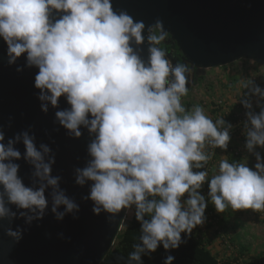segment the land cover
<instances>
[{"label":"clouds","instance_id":"obj_1","mask_svg":"<svg viewBox=\"0 0 264 264\" xmlns=\"http://www.w3.org/2000/svg\"><path fill=\"white\" fill-rule=\"evenodd\" d=\"M146 31L147 61L132 47L145 42ZM166 37L162 21L146 29L126 10H115L112 0H0L7 65L26 56L16 72L38 69L35 95L45 115L50 106L58 109L56 131L79 139L83 127L94 137L86 146V166L73 169L75 185H88L81 200L109 223L133 211L140 224L128 264L186 243L206 222L209 203L218 214L228 208L264 212V155L257 150L264 149V88L241 81L247 89L239 101L246 109L244 148L254 165L221 159L209 177L206 165L214 153L206 148L227 152L233 125L223 117L213 121L198 104L183 105L191 69L170 61L160 47ZM61 97L69 108L59 110ZM20 160L31 168L30 186L19 175ZM55 163L56 153L47 143L37 145L31 126L7 140L0 128V221L8 222L4 233L14 243L49 212L58 222L79 218L80 204L61 187L62 177L52 174ZM18 219L27 227L13 229ZM174 260L166 255L163 264Z\"/></svg>","mask_w":264,"mask_h":264},{"label":"water","instance_id":"obj_2","mask_svg":"<svg viewBox=\"0 0 264 264\" xmlns=\"http://www.w3.org/2000/svg\"><path fill=\"white\" fill-rule=\"evenodd\" d=\"M115 10H126L134 20L151 26L157 19L171 36L183 60L197 69H209L228 65L242 58H249L264 65V0H112ZM142 45L132 44L134 51L147 61L149 43L147 31ZM6 44L0 39V128L7 138L32 127L37 145L49 144L56 153L53 175L62 177L61 187L66 194L80 204L79 218L71 215L56 221L49 212L43 220L31 227L23 220H15L11 227H27L23 239L17 244L4 233L8 222L0 221V264H101L112 249L127 215L109 223L106 214L92 213L91 202H84L88 185H75L73 169L84 167L90 159L86 146L94 138L83 127L82 137L73 139L63 128L55 129L54 113L40 110V102L33 87L38 69L25 68L17 73L16 66L26 63V56L17 65L8 66ZM189 86V85H188ZM61 97L59 110L69 108ZM11 118V127H8ZM52 141H55L53 143ZM6 142V141H5ZM16 147L23 153L22 144ZM19 175L26 185H31V168L23 160ZM91 182H89L90 184ZM48 192L51 189L47 190ZM47 195V192H46ZM50 199V198H49ZM13 210L14 207H13ZM64 234L60 239L58 234Z\"/></svg>","mask_w":264,"mask_h":264},{"label":"rangeland","instance_id":"obj_3","mask_svg":"<svg viewBox=\"0 0 264 264\" xmlns=\"http://www.w3.org/2000/svg\"><path fill=\"white\" fill-rule=\"evenodd\" d=\"M170 59V58H169ZM171 62L175 64L173 60ZM191 69L189 74V94L182 98L183 105L191 109L194 105H200L204 108L206 115L213 121L223 117L226 113L237 115L241 113L242 105L239 102L247 89H244L241 81H254L255 84L264 88V65L258 64L249 58H242L228 65L209 69H199L197 79L195 81L194 68L189 63ZM222 101L220 108L216 107ZM255 107V104H254ZM218 109L216 114L211 112V109ZM234 117V116H233ZM244 130V125L237 128V131L231 136L238 140L241 132ZM245 140V139H244ZM244 140L241 142L243 148H233L235 153L232 155V160L237 162H249L251 167L255 163V158L247 153L244 148ZM230 144L228 149H230ZM216 149L214 153V161L210 165L209 177L215 172L218 166V157H216ZM264 155V149H257ZM209 151V148H206ZM203 194V193H202ZM207 198V197H206ZM210 208L220 218V223L217 226L204 223L205 230H209L205 234H201L202 228L198 227L195 235L203 236L210 246L214 242V238L221 239L226 251L223 257L217 255L221 260H229L232 264H254L257 260L264 259V212L253 213L252 210H241L233 212L230 208L224 213H217L214 206L209 203ZM132 212H128L123 227H126L131 219ZM224 217L226 220L224 221ZM211 241V242H210ZM221 244V245H222Z\"/></svg>","mask_w":264,"mask_h":264},{"label":"trees","instance_id":"obj_4","mask_svg":"<svg viewBox=\"0 0 264 264\" xmlns=\"http://www.w3.org/2000/svg\"><path fill=\"white\" fill-rule=\"evenodd\" d=\"M160 47L167 51L168 58L174 62L187 63L183 60L181 51L169 34H167L165 41L161 43ZM198 70L199 69L194 68L195 81L198 80ZM211 112L216 114L218 109L213 108L211 109ZM223 118L225 119L226 124L228 122L232 124V114L226 113ZM231 162H237L236 158L235 161L232 160ZM210 210L213 211L212 208H210ZM131 212L132 216L128 225L121 229L112 249L101 264H128L127 258L129 254L134 251L133 245L139 243L140 236V224L135 220L134 212ZM169 254L175 257L173 264H232L229 260L219 259L218 256L210 250L208 241L194 233L187 238L186 243L182 244L178 249L172 250L170 253L165 252V250L160 247L155 253H152L150 257H142L143 264H163L165 256Z\"/></svg>","mask_w":264,"mask_h":264},{"label":"built area","instance_id":"obj_5","mask_svg":"<svg viewBox=\"0 0 264 264\" xmlns=\"http://www.w3.org/2000/svg\"><path fill=\"white\" fill-rule=\"evenodd\" d=\"M220 105L215 103L216 104V107L217 108H220V106H222V101H219ZM255 110L257 112H259V108H256L254 107ZM245 112H246V109L244 107H242L241 109V113L237 114V115H233V122H232V125H233V128L231 129V132H230V135L232 136L236 131H237V128L241 127L242 125H244L245 121H246V116H245ZM225 117V115L223 116ZM216 149L213 150L211 148H209V151L208 152H213L215 153ZM214 161V155L212 157V159L209 161V163L206 165V168L209 172L210 170V165L211 163ZM195 170V169H194ZM202 193L205 194V196L207 197V185L205 184L203 189H202ZM206 217H207V220H206V223L208 224H212L214 226H217L219 225L220 223V218L218 217V215L214 212V211H211L210 210V207H208L206 209V213H205ZM256 264H264V259H260V260H257L256 261Z\"/></svg>","mask_w":264,"mask_h":264},{"label":"crops","instance_id":"obj_6","mask_svg":"<svg viewBox=\"0 0 264 264\" xmlns=\"http://www.w3.org/2000/svg\"><path fill=\"white\" fill-rule=\"evenodd\" d=\"M245 131L243 130L242 132H241V135H240V137H238V140L236 141L235 140V137H233V138H231V141H230V149H228L227 150V152H224V151H222V150H218L219 152H217V156L216 157H218V163H219V161L221 160V159H227L229 162H231L232 161V155L235 153V151H233V148L235 147V148H238L239 147V149L240 148H243V145H241V142L245 139ZM244 142H245V140H244ZM226 220V222H227V219H226V217H224V221ZM199 227V226H198ZM198 227L196 228V229H194V231H193V233H196V231H197V229H198ZM201 228H202V232L203 233H201V234H205L206 232H208L209 230H205V226L204 225H202L201 226ZM199 235V234H198ZM201 236V235H200ZM201 237H203V236H201ZM204 238V237H203ZM215 240H214V242L213 243H211L210 244V246H209V248H210V250L215 254V255H220L221 257H223V255L225 254V250H224V244H222L221 243V239H217L216 240V238H214ZM211 242V241H210ZM222 244V245H221ZM219 258V257H218ZM220 259V258H219Z\"/></svg>","mask_w":264,"mask_h":264},{"label":"flooded vegetation","instance_id":"obj_7","mask_svg":"<svg viewBox=\"0 0 264 264\" xmlns=\"http://www.w3.org/2000/svg\"><path fill=\"white\" fill-rule=\"evenodd\" d=\"M176 63V62H175ZM187 64V63H186Z\"/></svg>","mask_w":264,"mask_h":264}]
</instances>
